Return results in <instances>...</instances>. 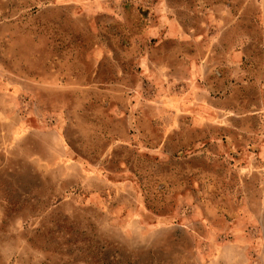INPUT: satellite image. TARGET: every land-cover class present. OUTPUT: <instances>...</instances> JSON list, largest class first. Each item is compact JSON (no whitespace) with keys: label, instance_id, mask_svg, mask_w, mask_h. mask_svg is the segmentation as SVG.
Here are the masks:
<instances>
[{"label":"rangeland","instance_id":"374dc122","mask_svg":"<svg viewBox=\"0 0 264 264\" xmlns=\"http://www.w3.org/2000/svg\"><path fill=\"white\" fill-rule=\"evenodd\" d=\"M0 264H264V0H0Z\"/></svg>","mask_w":264,"mask_h":264}]
</instances>
